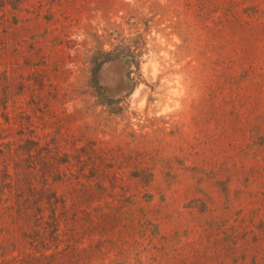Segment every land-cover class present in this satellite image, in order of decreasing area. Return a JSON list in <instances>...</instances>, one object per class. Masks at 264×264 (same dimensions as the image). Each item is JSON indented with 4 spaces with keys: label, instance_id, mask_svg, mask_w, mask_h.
<instances>
[{
    "label": "rangeland",
    "instance_id": "374dc122",
    "mask_svg": "<svg viewBox=\"0 0 264 264\" xmlns=\"http://www.w3.org/2000/svg\"><path fill=\"white\" fill-rule=\"evenodd\" d=\"M6 170L0 264H264V0H0Z\"/></svg>",
    "mask_w": 264,
    "mask_h": 264
},
{
    "label": "flooded vegetation",
    "instance_id": "af4514ba",
    "mask_svg": "<svg viewBox=\"0 0 264 264\" xmlns=\"http://www.w3.org/2000/svg\"><path fill=\"white\" fill-rule=\"evenodd\" d=\"M120 57H127L132 59V64L137 65V56L133 53H129L126 51H123V49H117V51L110 52L103 54L100 59H97V62H94V71H93V86L99 92V94L105 95L103 86L100 83L99 80V73L102 69V67L110 62L116 61ZM130 77H132V72L129 74Z\"/></svg>",
    "mask_w": 264,
    "mask_h": 264
},
{
    "label": "trees",
    "instance_id": "16d2710c",
    "mask_svg": "<svg viewBox=\"0 0 264 264\" xmlns=\"http://www.w3.org/2000/svg\"><path fill=\"white\" fill-rule=\"evenodd\" d=\"M132 53L134 55L136 54L134 52H132ZM136 56H138V54H136ZM4 173H5V176L2 178L0 177V205L3 202L2 199L4 200V198L7 196V193H9V192L12 193V191L10 190V187H8L7 185H11V184L15 183L13 181L12 174L9 170H6Z\"/></svg>",
    "mask_w": 264,
    "mask_h": 264
}]
</instances>
